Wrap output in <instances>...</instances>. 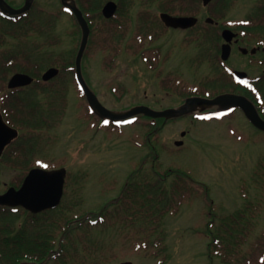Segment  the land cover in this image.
<instances>
[{
  "label": "rangeland",
  "instance_id": "obj_1",
  "mask_svg": "<svg viewBox=\"0 0 264 264\" xmlns=\"http://www.w3.org/2000/svg\"><path fill=\"white\" fill-rule=\"evenodd\" d=\"M225 1L226 9L223 8ZM12 2L18 5L23 0ZM220 3L224 10L221 14L222 22L239 32L241 28L238 26L246 23L245 19L254 12L255 7L264 5V1L261 4L258 0H216L210 7L211 11L215 12V6ZM59 4V0H34L30 12V16L40 19L49 13H58V19L46 28L49 31L48 38L54 39L50 40L52 47L42 51H45L42 53L43 57L41 54L34 56L30 53L32 45L42 42V38L36 36L37 32L34 34L35 38L20 39L21 49L33 61H38L40 57L44 59L42 68L55 61L56 56L72 58L79 40L78 30L71 17L58 12ZM160 4L161 0L151 4L150 12L158 16V9L155 8ZM163 4L166 5L167 1ZM176 5V9H180L177 2ZM129 6L131 14L137 13L140 2L130 0ZM196 12L199 28L204 25V19L209 13L204 11L201 2ZM93 24L99 31L94 30L90 37L91 42L83 58V69L98 92L99 99L109 109H125L138 103L147 104L154 109L178 106L181 95L174 89L161 88L160 80L167 78L175 82L176 77V88L188 92L198 90V82L211 72L207 68L208 63H198L200 52L204 49H198L187 42L198 33L195 31L197 28L192 31L171 29L158 39L157 36H152L146 40L145 24L141 29L142 33L136 29L138 27H133L125 34L124 39L110 35L105 37L106 34L101 32L100 19H95ZM158 25H153L152 29L158 27L159 32ZM263 37L264 35L260 37L245 33L241 46L250 49ZM158 46L164 55H170L159 67L156 59L152 58L155 49L160 51ZM144 56L147 60L143 59ZM245 57L235 47L227 65L248 71L251 75L253 70L246 65ZM223 69L222 67L221 70ZM72 84L70 78L62 85L67 105L59 107V112L56 111L58 114L52 120L57 122L53 123L51 135L43 140L46 152H40L44 153L41 154L44 157L50 156V164L63 166L67 170L68 180L62 206L50 213L53 218L61 220L60 230L63 227L62 218L86 215L93 219L103 207H107L112 213L116 206L112 202L119 196L129 176L136 179V174L141 172L146 175V182H154L156 174L153 165L158 161L160 171L168 167L184 171L194 182L203 184L204 191L199 186H193V195L183 199L180 209L177 212L171 209L163 220L154 222L136 214V219H142L137 223L139 226L144 225L154 231L148 242L136 233L138 231L127 233L119 221L109 230L98 229L95 235L90 236L96 244L85 243L86 248L84 243L78 242L79 237L83 238L82 231L79 230L77 237L72 238V243H76L73 244L76 250L72 247L66 253L65 263L59 258L57 261L50 260L47 264H113L123 260H130L133 264H159L162 256L157 250L161 246L166 250L162 254L168 256L165 264H209L206 251L211 236H205V233L208 232L206 220L211 219V216H206L210 203L212 207L209 210L213 209V214H216L214 227L219 216H227L250 204L248 213L244 212V220L248 221L247 230L250 228L244 238L245 249L264 243V173L260 168L264 166V137L254 133L238 111L226 112L214 107L208 111L191 113L167 121L151 131L146 138L153 121L141 115L136 116L133 123L112 125L106 124L107 121H94L95 124L91 127L83 115L84 100L77 97ZM167 84L170 85V82ZM91 117L88 120H92ZM175 140H182V145L176 146ZM10 164L8 160L0 163L1 192L19 174V169ZM174 175L167 178V185ZM139 177L141 178L140 175ZM116 212L117 210L115 214ZM15 215V224L24 221L23 213L18 211ZM47 217L40 216L37 221L47 222ZM60 230L54 229L53 232L56 246L61 237ZM140 232L146 234L145 229ZM144 243H147L146 247L140 246ZM242 253L251 254L246 251ZM245 258H249L247 254ZM258 262L256 258L248 264H259Z\"/></svg>",
  "mask_w": 264,
  "mask_h": 264
},
{
  "label": "trees",
  "instance_id": "obj_2",
  "mask_svg": "<svg viewBox=\"0 0 264 264\" xmlns=\"http://www.w3.org/2000/svg\"><path fill=\"white\" fill-rule=\"evenodd\" d=\"M103 1L104 0H77L82 11L90 15L99 14ZM250 16L255 20L264 21V9L256 10ZM245 28L247 30L263 29L264 23L251 24ZM221 79V75H216L210 85L217 89H223L221 87L222 83H220ZM203 85H206V83L204 82ZM232 88L237 89L238 87L234 85ZM10 109L18 110L20 108L13 107ZM28 113V115H30V112ZM22 119L26 120L27 123L32 122L31 119L28 121L27 117H23ZM14 144L9 146L7 152L9 150L10 152L8 154L6 152L3 156L4 158L6 156L13 158L14 154L18 152V144ZM28 165L29 162L25 160L23 163L24 167L21 171L22 174L26 172L25 170ZM170 171L171 170H167L165 176L158 175L154 182H145L144 179L139 178L137 181H131L126 185L117 203V205L121 207L118 213L123 212L126 214L122 218L124 222L129 220L130 223H135L136 214H141L146 217V219L154 222L161 220L166 209L173 206L175 197L180 192V187L174 182L168 185L166 184V176ZM179 175L180 173L178 172L177 177H179ZM12 210L14 209L0 206V264H45L49 260L57 261L59 258L65 263L64 257L66 253H69L72 247H74L73 244H76L72 243V238L77 237L76 232L80 229L82 224L74 218H65L61 230V239H59L58 246L55 247V236L53 232L54 229H60L59 222L61 220L55 218L53 220L51 217H48L47 222L42 220L37 221L40 215H33L24 211L23 213H25L26 219L23 223L17 225L14 221L16 215L13 212L11 213ZM16 210L21 209L17 208ZM103 212L101 217L107 218V211ZM137 220L139 222L141 219ZM240 221L241 220H237V215H232L230 217V222H228L226 226L236 229ZM100 222V220H97L93 225L89 224L87 221L83 223V238L81 239V237H79L78 242L84 243V248L87 247L86 244L88 243L90 245L96 244L90 236L95 235L98 229L102 228L104 230H109L110 224L106 219L105 222L104 220L102 221L103 224H100ZM144 229L146 230L145 240L148 242L152 239L151 235L154 234V231L151 228ZM141 230L142 228L138 231ZM154 241L157 242V240ZM74 249L76 250V247H74Z\"/></svg>",
  "mask_w": 264,
  "mask_h": 264
},
{
  "label": "water",
  "instance_id": "obj_3",
  "mask_svg": "<svg viewBox=\"0 0 264 264\" xmlns=\"http://www.w3.org/2000/svg\"><path fill=\"white\" fill-rule=\"evenodd\" d=\"M210 0H203L204 4H207ZM62 2L70 7L77 18V21L82 30L81 43L76 56V72L78 79L84 87L90 106L102 117H108L111 120L124 119L136 113H144L152 117H175L186 113H189L195 109L204 108L218 104L224 107L240 106L248 118L256 125L264 128V122L259 118L252 104L243 96L235 94H220L212 99L191 97L187 98L186 101L177 108H169L165 110H154L148 106H137L126 111L116 112L105 108L97 99V97L89 90L84 83L81 76V57L85 49L87 38L89 34V27L82 15V12L75 6L74 3L69 0H62ZM32 0H26L25 4L18 9L10 8L6 5L4 0H0V7L3 11L8 13H22L28 10L31 6ZM116 9L114 2H107L102 8V12L106 17H110ZM164 21L168 25L174 27H189L195 24L196 18L191 16L185 17H171L169 15L163 16ZM207 21H212L211 18H207ZM235 34L228 29L223 30L222 36L226 39L227 43L222 45L221 57L226 59L230 53V45L232 37ZM246 52L245 49H242ZM254 51V50H252ZM56 69L50 68L43 75L44 79H48L54 75ZM238 76H243L244 72L237 71ZM31 78L25 74H15L9 81V87L20 86L31 82ZM17 135L15 129L11 128L4 123L0 114V155L3 148ZM182 141H176V144H181ZM64 180V169L58 170H44V169H32L24 178V181L19 189L10 187L3 194H0V204L8 206L22 205L26 209L37 212L42 209L53 207L60 201L62 195ZM119 264H132L131 262H123Z\"/></svg>",
  "mask_w": 264,
  "mask_h": 264
},
{
  "label": "flooded vegetation",
  "instance_id": "obj_4",
  "mask_svg": "<svg viewBox=\"0 0 264 264\" xmlns=\"http://www.w3.org/2000/svg\"><path fill=\"white\" fill-rule=\"evenodd\" d=\"M148 1V0H144ZM11 5L15 6V4L10 3ZM149 3L144 2L142 3V10H147L144 14V19L149 21V18L152 20L148 23H152L149 26L146 27V33L149 35L152 32V26L158 25V24H164L163 21L160 18L161 12H168L171 15H179L178 13H175L176 9V2L175 0L172 2H168L166 5H164V9L166 10H160V8H157L159 10V18L156 19L154 15H150L149 10ZM156 9V10H157ZM131 16L133 19H137V14L132 13ZM149 17V18H148ZM21 20L18 19H11L10 17L0 13V82H3L6 80L5 86L7 87V81L10 78L12 74L15 72H18L19 68L21 67L22 58H21V42L20 39L21 36ZM165 25V24H164ZM159 26V25H158ZM166 26V25H165ZM158 28V27H157ZM167 29H173L172 27L166 26ZM158 31V30H157ZM28 39H31V37H28ZM32 43V41H31ZM262 47L260 44L258 45ZM235 47L239 48L238 41L233 40L231 43V48L234 49ZM258 48V47H257ZM29 61L25 63V70L27 72H33V67L31 66L32 59L31 57H28ZM26 62V60H24ZM56 64L59 68V71L57 73V76L52 78L51 85H60L62 86L65 81L71 78L72 71L69 67V59L65 56H57L56 58ZM250 67H252L253 73L250 75L247 74L249 78L253 80V83L250 85L251 87V93L249 92L248 95L244 93L253 104L255 110L259 114V116L264 120V48H258L255 53H253L252 58L247 61V63ZM83 77L88 85L91 87L93 84L91 83L89 77H86L85 74H83ZM58 81V82H55ZM38 86H41L40 84ZM7 90V89H6ZM52 89H50L51 91ZM96 91V89H94ZM175 91V90H173ZM24 93V91H21L19 88H17L14 91H11V89H8V91H5L3 88V84L0 83V101L3 103V105L6 106H12L20 104L17 96L20 95V93ZM97 92V91H96ZM52 93V92H51ZM176 93L179 94V92L176 91ZM30 96H33V92L30 93ZM82 98L85 99L84 94H81ZM35 103H42V100H35ZM56 101H54L55 103ZM138 104H144V103H138ZM173 106V105H172ZM240 113L243 115L244 119L248 122V124L254 128L255 132L259 135L264 136V130L257 128L252 123L248 121L245 114L240 108H237ZM219 247L222 246H229L226 245H218ZM231 246V245H230ZM234 246V245H232ZM238 247H242L243 244L237 245ZM209 264H239L240 260L236 259H230V260H222V259H210Z\"/></svg>",
  "mask_w": 264,
  "mask_h": 264
}]
</instances>
